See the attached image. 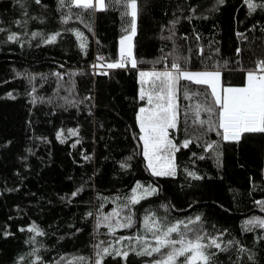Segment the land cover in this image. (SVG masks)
I'll return each mask as SVG.
<instances>
[{"label":"trees","instance_id":"1","mask_svg":"<svg viewBox=\"0 0 264 264\" xmlns=\"http://www.w3.org/2000/svg\"><path fill=\"white\" fill-rule=\"evenodd\" d=\"M137 5L126 67L108 68L121 60L119 39L131 32L124 4L0 0V264H96L103 248L111 254H102V264H152L160 254L136 253L155 246L144 226L153 214L164 223L200 216L203 230L227 248L211 250L215 264H264V206L257 203L264 201V133L225 141L222 129L194 123L211 90L181 81L170 138L191 143L174 153L175 175L158 177L137 119L146 104L140 71L172 70L177 57L192 71L219 70L223 85H244L247 70L264 60V8L251 11L245 0ZM137 184L158 191L131 204ZM114 211L112 225L131 215L132 227L110 228L103 217ZM136 236L145 240L122 239Z\"/></svg>","mask_w":264,"mask_h":264},{"label":"snow or ice","instance_id":"2","mask_svg":"<svg viewBox=\"0 0 264 264\" xmlns=\"http://www.w3.org/2000/svg\"><path fill=\"white\" fill-rule=\"evenodd\" d=\"M36 2L40 3V0H36ZM74 2L84 8L91 9L94 7V0H74ZM114 2L124 4L130 9V12L126 14L132 17L131 34L122 37L120 41L123 46L125 40L130 41L131 37L136 34L137 0H114ZM219 2L223 3V0H219ZM61 3H63V0H61ZM96 3L101 8L104 7V0H96ZM245 3L251 11H255L257 7L264 8V4L257 5L254 0H245ZM15 38V34L9 37V39ZM55 40L56 35H53L51 41ZM127 55L131 56L130 47ZM180 60L181 58L177 57L172 62V70L152 73L140 72L141 77L146 75L154 77L155 95L144 91H141L140 94V98L142 100L146 98L147 103L152 107H141L137 119L142 133L140 139L144 145L143 154L147 158L148 167L151 169L152 174L158 177L175 175L174 153L179 151L180 147L187 148L191 143L189 139H185L182 145L178 146L170 138L169 130H176L179 126L180 113L177 93L181 81L206 86L211 90V101L203 106H196L194 123H199L201 127L207 125L208 131H211L214 126L222 129L219 134L225 141H239L242 135L246 133H264V60L259 61L255 69L247 70V82L243 87L224 86L221 82V72L219 70L191 71L186 66L187 58H184V66H182ZM131 64L135 68L136 60L132 59ZM107 67H126L123 47L121 48V60L109 63ZM183 91L185 98H187L189 96L187 85L183 86ZM197 95L207 96L208 93H197ZM201 111L208 114L207 120L200 119ZM213 116L217 119H213ZM212 146V144L207 145L208 148H212ZM125 166L127 165H122V167ZM188 174L195 177V173L189 172ZM195 178L199 179V177ZM139 189H143V195L137 197L135 193ZM157 191L158 189L153 186L144 188L143 185L137 184L132 189L134 195L126 199L129 203L136 204L140 202V199L154 195ZM75 195L74 192L73 196ZM257 203L264 206V201H257ZM88 215L91 216L92 213ZM119 215V212L114 211L110 216H105L103 219L109 221L108 226L113 229L132 227L131 215L124 218L126 222L121 223L117 220L116 224L112 225L110 223L111 219ZM200 221L201 217L196 216L194 220L189 218L187 223L184 221L164 223L157 219L154 214L152 216L146 215L144 226L146 231L152 233L155 246L148 244L136 254L147 256H152L153 253L160 254V258L154 260L152 264H215L216 253L211 250L214 248L227 251V248L221 249L218 237L205 232ZM248 223L251 224L253 221H248ZM258 224L260 227H264V220L258 221ZM30 231L37 232L40 235L43 234L38 231L35 225L32 226ZM122 239H136L137 242H141L145 240V237H123ZM228 243L233 242L229 241ZM96 247H99V245ZM240 251H244V249H240ZM102 254L110 255L111 253H109L108 248H103L102 252L97 253V256L101 259L97 260L96 264H102ZM116 255H120L126 260L128 252L117 250Z\"/></svg>","mask_w":264,"mask_h":264},{"label":"rangeland","instance_id":"3","mask_svg":"<svg viewBox=\"0 0 264 264\" xmlns=\"http://www.w3.org/2000/svg\"><path fill=\"white\" fill-rule=\"evenodd\" d=\"M94 5H95L96 7H100V6L96 3V0H94ZM130 34H131V32L128 33V34H126V35H124L123 37L129 36ZM120 41H121V38L119 39V42H118V51H119V54H120V56H121V48L123 47V49H124V55H127L128 51H129V47H130V50H131V46H132V42H133V36L131 37V40H130V41H129V40H125L123 46L121 45ZM165 70H170V69L167 68V69H165ZM165 70H161V71H165ZM159 71H160V70H154V69H152V70H143V71H140V72L152 73V72H159ZM191 71H192V70H191ZM193 71H194V70H193ZM195 71H203V70H195ZM139 77H140V82H141V91H144L145 93H152L153 95H155L154 87H153L154 77L147 76V75L144 76V77H141L140 74H139ZM246 77H247V72H246V76H245V83H244V85H241V86H235V85H224V86L243 87V86L246 85V82H247ZM221 82H222V78H221ZM145 101H146V104H145L143 107H145V108L152 107V105H149V104L147 103V99H146V98H145ZM169 131H171V130H169ZM141 135H142V133H141ZM142 143H143V141H142ZM143 149H144V145H143ZM144 157H145V156H144ZM145 159H146V163H147V165H148L147 158L145 157ZM149 169H150V168H149ZM150 171H151V169H150ZM151 172H152V171H151ZM135 195H136L137 197H140V196H141L139 192L136 193Z\"/></svg>","mask_w":264,"mask_h":264},{"label":"built area","instance_id":"4","mask_svg":"<svg viewBox=\"0 0 264 264\" xmlns=\"http://www.w3.org/2000/svg\"><path fill=\"white\" fill-rule=\"evenodd\" d=\"M124 59H125V56H124ZM125 61H126V59H125Z\"/></svg>","mask_w":264,"mask_h":264},{"label":"water","instance_id":"5","mask_svg":"<svg viewBox=\"0 0 264 264\" xmlns=\"http://www.w3.org/2000/svg\"><path fill=\"white\" fill-rule=\"evenodd\" d=\"M228 141H232V140H228Z\"/></svg>","mask_w":264,"mask_h":264}]
</instances>
